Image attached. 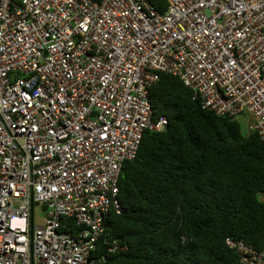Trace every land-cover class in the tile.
Here are the masks:
<instances>
[{
    "label": "built area",
    "instance_id": "1",
    "mask_svg": "<svg viewBox=\"0 0 264 264\" xmlns=\"http://www.w3.org/2000/svg\"><path fill=\"white\" fill-rule=\"evenodd\" d=\"M161 73L264 140V0H0V264H95Z\"/></svg>",
    "mask_w": 264,
    "mask_h": 264
},
{
    "label": "trees",
    "instance_id": "2",
    "mask_svg": "<svg viewBox=\"0 0 264 264\" xmlns=\"http://www.w3.org/2000/svg\"><path fill=\"white\" fill-rule=\"evenodd\" d=\"M164 12L168 0H148ZM161 131L146 130L120 176L92 259L107 264H244L227 237L264 248V140L233 117L204 109L170 73L150 88ZM117 239L118 248L110 251Z\"/></svg>",
    "mask_w": 264,
    "mask_h": 264
},
{
    "label": "rangeland",
    "instance_id": "3",
    "mask_svg": "<svg viewBox=\"0 0 264 264\" xmlns=\"http://www.w3.org/2000/svg\"><path fill=\"white\" fill-rule=\"evenodd\" d=\"M239 119V121L242 123L243 125V129L247 130L248 129V122L251 121V115L249 113H246L245 115L241 114L237 117ZM38 210V209H37ZM38 213V212H37ZM41 213V212H39ZM39 216H41L39 214Z\"/></svg>",
    "mask_w": 264,
    "mask_h": 264
},
{
    "label": "water",
    "instance_id": "4",
    "mask_svg": "<svg viewBox=\"0 0 264 264\" xmlns=\"http://www.w3.org/2000/svg\"><path fill=\"white\" fill-rule=\"evenodd\" d=\"M95 264H107V262L100 261V260H95Z\"/></svg>",
    "mask_w": 264,
    "mask_h": 264
},
{
    "label": "clouds",
    "instance_id": "5",
    "mask_svg": "<svg viewBox=\"0 0 264 264\" xmlns=\"http://www.w3.org/2000/svg\"><path fill=\"white\" fill-rule=\"evenodd\" d=\"M238 119V118H237ZM239 120V119H238ZM248 124H249V122H248ZM247 131H249L248 129H247Z\"/></svg>",
    "mask_w": 264,
    "mask_h": 264
}]
</instances>
